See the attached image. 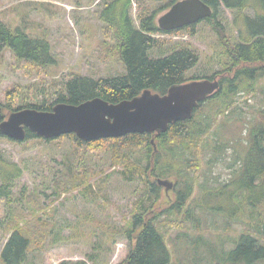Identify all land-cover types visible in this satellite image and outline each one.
I'll list each match as a JSON object with an SVG mask.
<instances>
[{
    "label": "rangeland",
    "instance_id": "obj_1",
    "mask_svg": "<svg viewBox=\"0 0 264 264\" xmlns=\"http://www.w3.org/2000/svg\"><path fill=\"white\" fill-rule=\"evenodd\" d=\"M166 2L168 0H132L134 24L138 26L136 16L142 7L148 12L156 11L157 23V18L170 8L165 7ZM104 4V0H0V19L11 30L20 29L30 37L45 38L56 62L36 73L33 66L3 50L0 53V113L9 94L14 98V107L19 105V97L27 103L49 97L54 100L58 82L73 73L99 78L124 71L111 31L98 17ZM233 15V11L221 7L219 19L226 29ZM193 32L192 35L180 29L152 35L157 43L150 55H163L186 44L199 56L196 66L186 74L188 79L224 68L227 58L208 22L196 23ZM229 98L226 108H223V100H213L198 111V122L210 128L192 151L181 148L171 151L174 159L170 163L174 169L163 179L171 180L174 187L166 191L160 188V200L154 210L160 212L174 204L175 191L186 183L192 185V193L180 210L170 207L155 222L171 254L169 264H215L216 261L233 264L225 253L234 247L241 233L251 231V224L255 222L256 213H250L246 203L239 205L232 197L228 199L234 184H229L225 192L214 191L222 183L233 181L240 171L249 124L257 118V110L264 108V82L259 80L254 89H242ZM72 146L68 139L50 144L33 139L17 144L0 136V153L22 170L12 186V201L0 202V250L7 236L4 224L9 210L27 212L23 195L36 190L49 195L41 193L43 210L38 215L45 223L51 222L54 230L34 253L35 264H118L126 257L131 243L114 230L123 226L142 184L123 180L118 173L122 168L111 165L110 149L87 148L80 165L98 171V175L90 179L91 184L94 185V179L100 175L112 171L107 182L110 204L102 208L86 199L78 188L51 197L53 177L60 170L62 156ZM159 152L160 149L150 155L151 150L141 148L132 153V159L147 166ZM161 153L163 155V150ZM153 215L150 213L151 217ZM259 243L264 245V236ZM255 264H264V260Z\"/></svg>",
    "mask_w": 264,
    "mask_h": 264
},
{
    "label": "trees",
    "instance_id": "obj_2",
    "mask_svg": "<svg viewBox=\"0 0 264 264\" xmlns=\"http://www.w3.org/2000/svg\"><path fill=\"white\" fill-rule=\"evenodd\" d=\"M176 1L168 0L165 7H170ZM203 1L212 8V15L201 21L208 22L215 31L219 47L227 58L221 70L188 79L186 74L196 66L199 56L196 50L186 44H181L163 55L156 57L150 55V51L157 43L152 35L173 33L180 29L187 30L193 35L196 24L163 31L154 20L156 11L148 12L142 7L136 16L138 20L136 26L131 15L132 0H104V8L98 17L111 31L124 71L114 76L99 78L73 73L68 79L58 82L54 100L49 97L27 103L19 97L20 103L14 107V98L9 94L2 106L0 121L13 110L23 107L48 111L59 102L79 104L94 97H101L109 103H117L131 99L146 89L163 95L172 85L185 83L191 79L218 80L220 85L218 91L200 102L190 119L174 122L169 125L166 132L158 135L129 133L122 137L85 142L73 133L57 138H43L26 132V138L22 142L38 139L50 144L68 139L73 144L71 150L62 156L60 170L53 177L51 195L53 198L78 188L86 199L100 204L102 208L110 204L107 182L112 171L100 175L98 179H94V185L91 184L90 179L98 175V171L91 167L81 168L80 165L85 159L87 148L97 151L110 149L111 165L122 168L118 173L122 174L123 180L130 182L136 180L142 184L138 189V199L132 204L134 207L125 218L123 226L120 230H114L131 243L126 257L118 264L170 263L171 254L164 234L155 222L160 214L168 211L170 207L180 210L192 193V185L184 183L183 188L175 191L174 204L160 212L154 210L160 200V188H164L158 184L157 179L168 177L167 172L174 169V165L170 163L174 159L171 151L175 148L192 151L200 141L209 127L197 120L198 111L204 104L213 100H223L225 103L223 108H226L230 104V96L242 89H254L259 80L264 82V0ZM221 7L234 12L231 25L227 26V29L219 19ZM3 50L10 51L18 61L33 66L36 73L43 72L48 66L56 63L50 44L45 38L30 37L20 29L11 30L0 19V53ZM151 146L160 149V152L147 166L132 159V153L141 148L151 150L150 155L157 153ZM239 167L240 171L233 181L222 183L214 192H225L227 186L232 183L235 187L228 194V199L232 197L239 205L246 203L250 213H256L251 231L241 233L234 242V247L225 253L227 260L233 264L243 261V264H255L264 260V245L259 243L264 236V108L257 110V118L249 124L247 149ZM21 172L19 166L8 162L0 153V202L12 201V186ZM174 178L179 181L175 175ZM41 193L49 196L36 190L23 195L27 212L12 213L9 210V217L4 224L7 236L0 250V264H35L34 253L40 250L43 242L53 233V224L45 223L38 215V212L43 210ZM150 213L154 215L151 217ZM259 216L261 217L258 218ZM251 219L253 220V216ZM215 264L219 262L216 261Z\"/></svg>",
    "mask_w": 264,
    "mask_h": 264
},
{
    "label": "water",
    "instance_id": "obj_3",
    "mask_svg": "<svg viewBox=\"0 0 264 264\" xmlns=\"http://www.w3.org/2000/svg\"><path fill=\"white\" fill-rule=\"evenodd\" d=\"M212 15V8L203 0H177L157 18V26L172 31L196 24ZM220 88L217 79H193L172 85L165 94L146 89L141 94L109 103L94 97L79 104L56 103L51 110L31 107L15 109L0 121V134L14 141H24L26 132L43 138L75 134L89 142L122 137L129 133L166 132L169 125L190 119L200 102ZM165 191L173 182L157 179Z\"/></svg>",
    "mask_w": 264,
    "mask_h": 264
}]
</instances>
